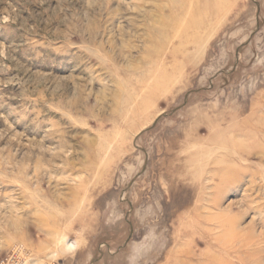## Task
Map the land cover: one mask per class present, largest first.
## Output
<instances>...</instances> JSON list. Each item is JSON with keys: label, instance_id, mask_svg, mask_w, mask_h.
<instances>
[{"label": "rangeland", "instance_id": "rangeland-1", "mask_svg": "<svg viewBox=\"0 0 264 264\" xmlns=\"http://www.w3.org/2000/svg\"><path fill=\"white\" fill-rule=\"evenodd\" d=\"M219 261L264 264V0H0V264Z\"/></svg>", "mask_w": 264, "mask_h": 264}, {"label": "bare ground", "instance_id": "bare-ground-1", "mask_svg": "<svg viewBox=\"0 0 264 264\" xmlns=\"http://www.w3.org/2000/svg\"><path fill=\"white\" fill-rule=\"evenodd\" d=\"M75 248V245L72 244V245H69V249H74ZM215 258H217L216 256H214ZM216 261V260H215ZM220 263L219 264H224L223 261H219Z\"/></svg>", "mask_w": 264, "mask_h": 264}]
</instances>
